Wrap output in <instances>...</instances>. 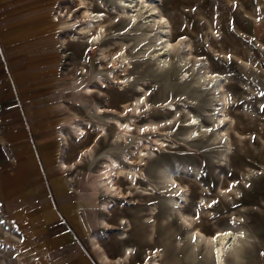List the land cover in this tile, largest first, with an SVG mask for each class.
<instances>
[{"label": "rangeland", "instance_id": "374dc122", "mask_svg": "<svg viewBox=\"0 0 264 264\" xmlns=\"http://www.w3.org/2000/svg\"><path fill=\"white\" fill-rule=\"evenodd\" d=\"M84 1L91 11L104 15L100 44L106 48L105 59L102 49L87 45L88 38L81 34L86 6H79L78 0H0V111H12L8 116L0 113V126L18 119L38 145L27 159L36 169L27 183L21 189L0 188V264H100V252L106 264H114L124 247L132 249L129 264H212L204 242L188 250L193 227L203 237L217 229L241 228L252 246L243 264H264V0L154 4L156 13L170 23L172 43L180 38L189 43L178 53L174 47L169 67L163 69L149 49L155 34H164L161 30L147 32L140 41V18L128 25L132 12L121 14V2ZM120 49L124 61L119 58L110 65L108 60ZM189 49L186 61L179 64L176 56ZM182 70H190L184 81ZM198 71H216L226 78L224 113L240 135L227 131L230 149L222 161L221 144L208 140L215 128L210 124L216 115L213 107H220L213 97L217 93L195 84ZM98 76L105 87L96 85ZM121 77H130L127 88L121 89ZM84 86L94 93L84 97ZM137 97L135 136L138 147L153 150L151 160L132 167L138 185L112 178L121 200H109L110 212L102 215L99 205L107 197L99 186V170L109 158L124 167V154L130 159L134 154L131 143L113 142L111 125L104 137L96 136L95 127L108 117L131 118L130 110L121 106ZM95 105L103 115L95 113ZM191 116L208 127L206 137L194 142L186 138L185 123ZM76 121L89 124L83 141L71 140L66 131L63 146L60 129ZM15 127H0V135ZM87 148L90 152L83 156ZM61 163L68 170L58 168ZM248 171L252 173L245 176ZM163 173L172 178L162 182ZM94 192L97 198H92ZM147 192L151 195L144 198ZM151 211L155 215L148 214ZM99 218L112 230H98ZM118 218L131 224L125 240L119 236L124 229L117 225ZM90 236L101 251L90 248Z\"/></svg>", "mask_w": 264, "mask_h": 264}, {"label": "bare ground", "instance_id": "6f19581e", "mask_svg": "<svg viewBox=\"0 0 264 264\" xmlns=\"http://www.w3.org/2000/svg\"><path fill=\"white\" fill-rule=\"evenodd\" d=\"M78 1H79V6L80 5L83 7L86 6V3L84 0H78ZM118 1L123 4V7L121 8V11H120L121 14L124 12H126L128 14L132 12V14H130V16L128 17L129 18L128 25H131L132 23H137L136 19L138 17L140 18V22H138V26L141 29H143V31H144V34L141 36L140 41H143L146 38V36L148 34L147 32H153L155 30L156 31L161 30L162 33H164V34H158V32H157L155 34V36L153 37V40H154L153 43H151L149 45V49L152 50V53H151L152 56L156 57V61L159 63V67H161L162 69L168 66L167 65V62H168L167 58L170 56V54H172V53L175 54L174 47L177 48V53L179 52L180 48L182 49V46H185V48L189 47V43H187V42L184 43L183 38H180L175 43H172V41L170 40V36L168 35L170 23H169L168 19H166L165 16H163L162 14H157L156 13V6H153L154 4L159 3L160 0H118ZM83 10L84 11L81 14H82L83 19L86 21V25L80 29L81 34H84L88 38L87 39V45H89L91 47H99L100 48L99 51L102 49L100 51V53H101L100 55H101V58L105 59L106 56H105L104 50H106V48H101L104 46V44H100L102 41V38H103V23H105L104 15L101 14V12L91 11L89 8H87V6L85 8H83ZM154 14H156V15H154ZM189 51H190V49L185 51V52L184 51L180 52L178 54V56H176L177 62L179 64H182L183 62L186 61V57L190 54ZM120 53H121V49L117 53L112 54V56L108 60V63H110V65H114L116 60L119 58L122 61H124L125 58L120 57ZM241 61L244 63V65H246L247 62L244 61V59H242ZM193 64H195V62H193ZM184 70L181 71L182 74L180 77V79H182L183 81L188 77V72L190 71V70L189 71H187V70L184 71ZM123 72H125V71H123ZM198 73H200V72L198 71ZM196 77H197L195 79L196 85L200 86L203 89L210 86V90L214 91V94H215V92L217 93V95H215L213 97L215 99H217L216 101L219 102L220 107H218V108H217V106L213 107L212 111L216 112V115L211 117L210 124L212 123V127L213 128L215 127V128H214V130L212 129L213 132L210 136H208V140L211 141L212 143L221 144V147L219 150V158H220L219 160L222 161V159H223L222 157L226 156L227 151L230 149L228 142H227L228 137H229L227 134V131L232 129L235 134L240 135L237 132V130L235 129V125H234L235 122L233 121V119L229 118L224 113V108H225L224 106L228 102V99H226V97H225L226 91L223 89V81H225L226 78L224 77L223 73L216 72V71H213V72H205L204 71V72H201ZM129 79H130V77H125V78L121 77V78L117 79L118 82L120 83L121 89L128 87ZM95 83L99 87H102V88L105 87V82L102 81V79L99 76L97 77ZM81 93L84 97H89L90 95H92L94 93V91H93L92 87L84 86L81 89ZM139 101H140V97H137L133 101V103H131L129 105L123 104L121 106L122 109H129L130 110L129 112H131L132 116L128 120L121 121L119 118L108 117L106 122L97 123V126L95 127L96 136L97 137H104L106 135V130H105L106 126L111 125L113 127V130L115 133V136L114 137L112 136L114 139L113 142H116V143L122 144V145H123V143L124 144L131 143L132 144L131 152L134 154V157L132 159L129 158L128 154H124L122 159L125 160L124 163H127L126 166H124V167L120 166V164H117L116 161L113 160L112 158H109L108 159L109 161L104 162L103 168L101 167L102 169L99 170V175H98V178L100 179L99 180V186L103 190V194L107 197L108 201L109 200L116 201L117 199L121 200L120 199L121 192L119 191V187H115L112 184V181L114 180L112 178L114 176L126 180L131 185H136L138 182L137 181L138 180L137 172L132 167L134 166L135 163H139V164H142V166H145L146 162L151 160L149 156L153 152V150L151 148H149V150H144L140 146L138 147V144H137L138 138L135 136L136 135V132H135L136 120L138 118V113H139V111H138ZM168 106H170V104H168ZM170 108H171V106H170ZM174 111L175 112L172 113V115L175 119H177L179 116V113H178L179 111H177V109H175ZM123 112L124 111H120L119 114H122ZM95 113L98 115H103L104 110L101 107H99L98 105H95ZM72 116H73V118H72L73 120H75V119L78 120V115L76 113H72ZM195 117L191 116L187 121L185 120L186 121L185 124H187L186 126L189 127V130L187 131V134H186L187 137L186 136L185 137L190 142H194L200 138H204L208 134L207 133L208 127L200 126V124L197 121L198 119L196 120ZM88 125L89 124H87V122L86 123L85 122L80 123L78 121H76L74 123L72 122L70 124V126H68L67 128L60 129L59 141L62 143V145L66 144L67 136H66L65 132L67 131L70 135L71 140H74L75 142L81 143L83 141L85 135H86L85 130H86V127ZM175 126H176V124H174V127ZM146 129H148L147 126H146ZM160 145H164V144L160 143ZM142 146L144 147L145 144H143ZM136 147H137V150L135 149ZM146 147H149V146L146 145ZM154 148H155V146H154ZM89 152H90L89 148L83 150V156H88ZM151 162L154 164L155 160H152ZM60 165L61 166H59L58 168L68 170V167L64 163H61ZM167 173H169V172H167ZM251 173H252L251 171H248L247 173H245V176H250ZM169 178L171 179L172 177L171 176L169 177V174H167V175L164 174L161 180H162V182H164L166 180H167L166 182H168ZM163 179H164V181H163ZM133 188H134V186H133ZM130 190H128V191L130 192ZM142 191H144V190H142ZM136 192H137V189H136ZM134 193H135V190H134ZM138 193H140V191ZM149 194L151 195V192L145 193L144 198H145V196H149ZM131 195H133V194L130 192L129 196H131ZM91 196H92V198H97V192H94L93 194H91ZM106 201H104V203L101 202V204L99 205L100 212L102 213V215L109 214L110 209H111V206L109 204H112V203L110 201H109L110 203L106 202ZM172 202L176 203L175 201H172ZM147 211H149V210H147ZM148 214H151V216H152V214L155 215V213H153L152 211L149 212ZM148 222H149V220H148ZM148 222H146V223H148ZM97 224H98V230H106L107 231V230L111 229L110 225L104 219L99 218ZM117 225L122 226V228L124 229V230H122L123 232L120 233L119 236H120L121 240H125L127 238L128 232L131 230V224L125 218H118ZM149 226L151 227L150 228V230H151L150 237H151L153 235L154 224L153 225L151 224ZM236 226H237V224H236ZM192 231H194V233H193L194 235L192 237H190V239H189L188 250L196 249L199 246L201 247V245L203 244L202 242H204L203 250H204V252L210 254V257L212 258V264H243L244 261H247V260H244V258L242 259V257H245L247 255L249 250H251L252 246H251V242L249 240V237L247 236L248 232H246V234H245L241 228L235 229V227H234V229H232V228L228 227V228H223V229H217L216 232L209 237H203L202 233L196 227H193L192 230H190L189 236H191ZM202 238H204V240ZM89 239H90L89 245H91L90 248H92L93 250H96V251L100 250V248L98 247V245L96 243V238L94 236H90ZM200 243H202V244L200 245ZM152 253L157 254L156 251L155 252H151V251L149 252V254H152ZM131 255H132V249L130 247H124L120 257L118 259H115L113 261V263L114 264H129L130 259H131ZM106 262H108L107 257L105 256L104 253L100 252L99 263L100 264H106ZM152 263L149 262L147 264H152ZM143 264H146V263H143ZM154 264H156V263L154 262Z\"/></svg>", "mask_w": 264, "mask_h": 264}, {"label": "crops", "instance_id": "0c3cea01", "mask_svg": "<svg viewBox=\"0 0 264 264\" xmlns=\"http://www.w3.org/2000/svg\"><path fill=\"white\" fill-rule=\"evenodd\" d=\"M59 111L62 109L60 108ZM10 112L12 113V111H0L3 115L7 114L6 116ZM13 112L17 113V111ZM19 112L23 114V111ZM7 120L0 127H4V129H8L7 127L12 125H16V127L10 131L4 130L0 135L2 148V150L0 149V188L21 189L30 179L31 173L36 172V169H32L33 164L31 165L27 159H29L30 151L35 150L34 147H38V145H35L31 132L22 125L20 120L15 119V122Z\"/></svg>", "mask_w": 264, "mask_h": 264}]
</instances>
